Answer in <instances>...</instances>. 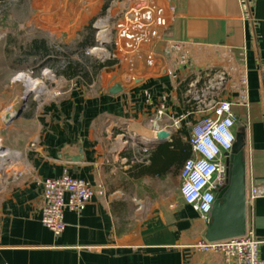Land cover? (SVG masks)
<instances>
[{
    "label": "crops",
    "instance_id": "obj_1",
    "mask_svg": "<svg viewBox=\"0 0 264 264\" xmlns=\"http://www.w3.org/2000/svg\"><path fill=\"white\" fill-rule=\"evenodd\" d=\"M25 2L28 20L10 29L12 5ZM155 3L172 7L161 40L127 57L116 48L115 62L88 78L59 74L63 84L25 101L7 125L3 113L15 99L0 93V140L18 155L7 157L0 180V264H224L220 253L195 247L205 240L206 221L179 187L165 184L181 167L175 174L173 168L161 176L152 172L151 152L170 137L153 141L150 134L164 128L187 140L188 123L198 116H186L182 84L208 69L224 70L221 96L234 103V132L244 130L245 198L264 185V0ZM121 8L117 0H0V59L11 49L9 35L19 50L44 39L49 54L16 59L39 65L51 50L70 49L75 35L82 40L99 16L107 39L106 17ZM173 42L186 45L176 51ZM114 83L121 91L110 92ZM159 109L164 113L156 126ZM63 172L87 180L96 193L80 213L64 210L65 229L54 234L40 222L41 181ZM245 214V231L261 241L264 260V195L246 199Z\"/></svg>",
    "mask_w": 264,
    "mask_h": 264
},
{
    "label": "built area",
    "instance_id": "obj_2",
    "mask_svg": "<svg viewBox=\"0 0 264 264\" xmlns=\"http://www.w3.org/2000/svg\"><path fill=\"white\" fill-rule=\"evenodd\" d=\"M117 1L122 6L120 13L115 16L109 14L106 22L113 31L115 30V46L126 57L135 54L139 47L162 39L172 14L171 6L158 5L155 0ZM185 45L186 42H173L170 47L178 51ZM180 59L182 63L186 62L185 51ZM28 73L32 71L29 70ZM225 81L224 70L208 69L199 80L189 81L184 90V103L188 107L186 116L197 115L198 118L194 123H188L187 141L191 147V156L180 168L179 192L183 201L205 221L217 192L226 184V159L235 137V115L232 111L234 103L221 96ZM245 101V89H242L237 103ZM163 113L164 111L159 109L152 123L158 126ZM180 121L173 119L172 124L179 126ZM160 129L164 128H158L156 131ZM41 184L40 222L54 234H59L65 229L64 210L80 213L96 193V187L90 182L71 176L67 172L58 177L45 178ZM263 195L264 185L256 186L250 189L246 199L251 201ZM260 244L261 241L251 232L245 231L240 236L223 240H201L195 247L220 253L224 264H264V260L259 256Z\"/></svg>",
    "mask_w": 264,
    "mask_h": 264
},
{
    "label": "rangeland",
    "instance_id": "obj_3",
    "mask_svg": "<svg viewBox=\"0 0 264 264\" xmlns=\"http://www.w3.org/2000/svg\"><path fill=\"white\" fill-rule=\"evenodd\" d=\"M22 4V3H21ZM31 5L28 2L23 3V5H12L10 16L8 18L10 29L15 28L20 23L22 24L23 21L26 22L27 18L31 14ZM103 20L104 18L97 17L92 21L93 27V38L94 43L81 49L78 51L77 49V42L80 41L81 37L78 35L74 36L72 40V47L70 49L65 48H55L51 50L52 55H57L60 59H63L62 54L65 52L70 53V59L73 61H78L81 59L79 53H83L84 56H87L91 59V61H103L107 59H113L115 54L117 53L116 46L114 43L115 40V30L108 32L104 39L101 32H103ZM113 20V19H110ZM18 24V25H17ZM20 27V26H19ZM110 28V26H109ZM16 29V28H15ZM14 31V30H11ZM15 36V35H14ZM28 36V35H26ZM102 39L107 41L106 43H101ZM59 41V38H58ZM11 51L5 52V58L3 60L0 59V93L3 96L13 97L15 107H19L23 102V95L25 90V84L22 80H20L17 76L19 73L26 74L27 76L31 77L32 79H37L40 84L42 85V90L40 92L31 90L28 96L26 97L25 101L28 103L34 99H39L46 97L49 95V92L56 86L63 84L61 77L57 74L56 68L44 66L37 71H34L37 64H32L31 60L25 61H17L16 59L22 57V53L19 49L15 46H10ZM44 61V60H42ZM61 62H63L61 60ZM40 65V64H39ZM48 69V70H45ZM58 69V68H57ZM31 70L32 73H28ZM34 91V92H33ZM37 92V93H36ZM14 107V108H15ZM3 145V142H1ZM4 146V145H3ZM5 164L2 165L0 168V180L1 176H5V166L10 163V159L7 158L4 161ZM165 184L169 186L179 187V179L176 177H171L168 181H165Z\"/></svg>",
    "mask_w": 264,
    "mask_h": 264
},
{
    "label": "water",
    "instance_id": "obj_4",
    "mask_svg": "<svg viewBox=\"0 0 264 264\" xmlns=\"http://www.w3.org/2000/svg\"><path fill=\"white\" fill-rule=\"evenodd\" d=\"M31 90L25 85L23 102L19 107H8L2 117V123L7 125L17 118L24 106V102ZM121 91V86L114 83L110 92ZM170 137V132L165 129L155 131L153 141H165ZM244 130L235 131L234 142L228 157L227 181L217 192L207 216L204 239L218 241L244 234L246 227V198H245V161H244ZM1 149H6L3 145Z\"/></svg>",
    "mask_w": 264,
    "mask_h": 264
},
{
    "label": "trees",
    "instance_id": "obj_5",
    "mask_svg": "<svg viewBox=\"0 0 264 264\" xmlns=\"http://www.w3.org/2000/svg\"><path fill=\"white\" fill-rule=\"evenodd\" d=\"M89 33L83 36V39L77 42V50L81 51L84 49L87 44L94 43L92 40L93 28H88ZM8 43L10 46H15L17 44V38L14 35L8 36ZM29 48L26 50H21V53L25 56L31 55L34 53H48V47L45 44L44 39H32L29 44ZM11 51V49H6V52ZM71 52H65L62 54L63 59H60L56 54L49 55L44 59L40 65L35 67L34 71L39 70L44 66L56 68L57 74H62L67 77L80 76L88 78L90 75H94L99 68H102L107 65H111L115 62V59H107L103 61H91L87 56H84L83 53H79L81 59L78 61L71 60ZM61 60L63 62H61ZM87 66V67H86ZM58 68V69H57ZM91 78V77H90ZM186 83L182 84L181 88L184 91ZM191 156V147L187 140H183L178 135L170 136V140L156 146L150 154L151 160V169L152 172L157 176H161V172L164 170H171L173 168L174 174L177 172V169L182 166L183 162ZM167 168V169H166Z\"/></svg>",
    "mask_w": 264,
    "mask_h": 264
},
{
    "label": "bare ground",
    "instance_id": "obj_6",
    "mask_svg": "<svg viewBox=\"0 0 264 264\" xmlns=\"http://www.w3.org/2000/svg\"><path fill=\"white\" fill-rule=\"evenodd\" d=\"M17 77L24 82L27 90H35L38 92H40L42 90V85L40 84L39 81L32 79L31 77H29L23 73H19V75ZM150 135H152L151 137L155 136V134H150ZM0 146H1V140H0ZM17 156H18L17 153L14 151L0 148V168L2 167L3 164H5L4 161L7 157H16L17 158Z\"/></svg>",
    "mask_w": 264,
    "mask_h": 264
}]
</instances>
